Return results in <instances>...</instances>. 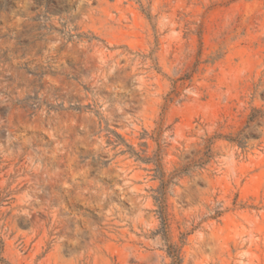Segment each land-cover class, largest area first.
Returning <instances> with one entry per match:
<instances>
[{"label": "rangeland", "instance_id": "obj_1", "mask_svg": "<svg viewBox=\"0 0 264 264\" xmlns=\"http://www.w3.org/2000/svg\"><path fill=\"white\" fill-rule=\"evenodd\" d=\"M253 109L264 0H0V264H264Z\"/></svg>", "mask_w": 264, "mask_h": 264}, {"label": "trees", "instance_id": "obj_2", "mask_svg": "<svg viewBox=\"0 0 264 264\" xmlns=\"http://www.w3.org/2000/svg\"><path fill=\"white\" fill-rule=\"evenodd\" d=\"M264 118V111H261V110H252V114L251 116L249 117L248 119V125L255 122L256 120H259V119H263ZM223 140L229 144H232V145H236L238 146L240 149H245L246 148V139L245 138H242L241 137V134L239 133L237 136L233 137V136H229V137H220V136H216V137H213L211 139H209L206 143L207 146L206 148L208 149V145H212V142L215 141V140ZM205 143V144H206ZM201 160V159H200ZM204 165V163L201 164V166ZM175 175H180L182 173V170H176L175 172ZM163 177V175H162ZM161 184H163V181H161ZM157 201V199H155ZM157 202H160V201H157ZM158 204H161L158 203ZM218 213H217V217H218ZM168 256L170 258H172L173 260V264H179L180 263V260L179 259H176L173 257V255L170 253V251H168Z\"/></svg>", "mask_w": 264, "mask_h": 264}]
</instances>
